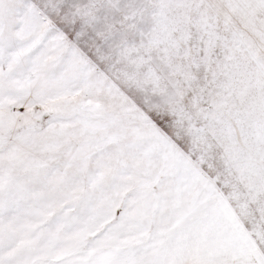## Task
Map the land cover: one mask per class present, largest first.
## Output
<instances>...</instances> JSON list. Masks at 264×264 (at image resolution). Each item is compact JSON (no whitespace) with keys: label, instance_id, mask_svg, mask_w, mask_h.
I'll return each mask as SVG.
<instances>
[{"label":"snow or ice","instance_id":"1","mask_svg":"<svg viewBox=\"0 0 264 264\" xmlns=\"http://www.w3.org/2000/svg\"><path fill=\"white\" fill-rule=\"evenodd\" d=\"M0 264H264V0H0Z\"/></svg>","mask_w":264,"mask_h":264}]
</instances>
